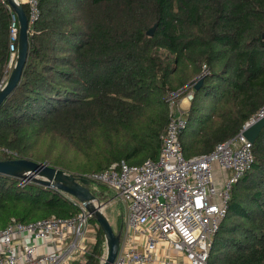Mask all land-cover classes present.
Returning a JSON list of instances; mask_svg holds the SVG:
<instances>
[{
    "label": "trees",
    "instance_id": "trees-1",
    "mask_svg": "<svg viewBox=\"0 0 264 264\" xmlns=\"http://www.w3.org/2000/svg\"><path fill=\"white\" fill-rule=\"evenodd\" d=\"M6 4L0 0V87L10 72ZM38 6L20 80L0 105V146L13 152L0 160H31L80 178L113 162L156 159L170 94L185 90L178 102L201 75L179 133L185 158L210 153L264 107V0H38ZM42 135L73 155L35 152ZM252 154L229 190L207 264H264V126ZM77 211L56 189L0 174V229L12 219L26 224ZM104 256L98 228L83 264H101Z\"/></svg>",
    "mask_w": 264,
    "mask_h": 264
},
{
    "label": "built area",
    "instance_id": "built-area-1",
    "mask_svg": "<svg viewBox=\"0 0 264 264\" xmlns=\"http://www.w3.org/2000/svg\"><path fill=\"white\" fill-rule=\"evenodd\" d=\"M16 2L27 7L28 27L38 20V0ZM6 7L11 18V69L18 22L8 3ZM193 86L178 102L175 98L185 90L170 94L168 122L160 135L156 159H146L138 165L113 162L103 171L81 176L90 184L109 189L113 193L109 203L123 205L120 245L112 264H207L212 238L226 214L229 190L253 162L252 143L242 132L264 118V107L234 137L217 144L210 153L185 158L179 140L187 110L182 101L190 103ZM0 155L13 156V152L0 146ZM215 169L223 172L219 183ZM90 184L93 204L104 213L108 204L97 199L99 190ZM62 194L78 211L67 218L51 216L26 224L10 220L0 229V264L84 263L96 243L99 227L78 200Z\"/></svg>",
    "mask_w": 264,
    "mask_h": 264
},
{
    "label": "water",
    "instance_id": "water-1",
    "mask_svg": "<svg viewBox=\"0 0 264 264\" xmlns=\"http://www.w3.org/2000/svg\"><path fill=\"white\" fill-rule=\"evenodd\" d=\"M6 1L17 18L18 39L14 64L5 82L0 87V105L19 82L28 49V21L23 5L17 3L16 0ZM155 27L156 24L149 28L146 35L152 36ZM203 79V75L198 78L193 86L194 91H198L202 87ZM263 126L264 118L249 125L243 130L242 134L253 144ZM0 174L21 178L25 181H33L45 187L56 189L78 200L91 214L103 235L105 256L101 264H112L114 262L119 250L120 232H114L104 213L99 210V207L94 206V195L90 191L88 180L82 177L76 178L60 169L26 159L0 160Z\"/></svg>",
    "mask_w": 264,
    "mask_h": 264
},
{
    "label": "rangeland",
    "instance_id": "rangeland-1",
    "mask_svg": "<svg viewBox=\"0 0 264 264\" xmlns=\"http://www.w3.org/2000/svg\"><path fill=\"white\" fill-rule=\"evenodd\" d=\"M10 71V69H9ZM7 77V76H6ZM183 105V104H182ZM189 106V105H188ZM184 107V105H183ZM186 108V107H184ZM188 108V107H187ZM48 148H51V151L53 153H60L58 154L60 159H62L61 157H71L73 155V152L69 149V148H64L61 145V142L57 141V140H52L50 139L48 136H40L38 138H36L35 141V145H34V150L35 152L39 153V154H43L45 152V150H47ZM61 156V157H60ZM95 188H97L96 186H94ZM92 186V188H94ZM94 188V189H95ZM98 190H101V192H103V198L100 199L101 202H105L108 204V206L104 209V215L107 217L110 225L112 226L114 232H116L117 230H119L120 225L123 224V205L120 202H110V199L113 197V193L107 189L105 186H98L97 188Z\"/></svg>",
    "mask_w": 264,
    "mask_h": 264
},
{
    "label": "crops",
    "instance_id": "crops-1",
    "mask_svg": "<svg viewBox=\"0 0 264 264\" xmlns=\"http://www.w3.org/2000/svg\"><path fill=\"white\" fill-rule=\"evenodd\" d=\"M182 104H183L185 107H188V105H189V103L186 102V101H182ZM214 172H215L216 182L219 183V182H220V178H221L223 172H221L220 170H217V169H215Z\"/></svg>",
    "mask_w": 264,
    "mask_h": 264
}]
</instances>
